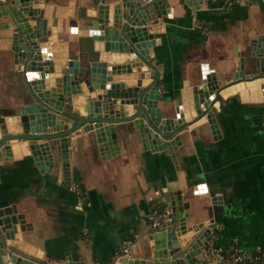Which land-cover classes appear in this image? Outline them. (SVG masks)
Segmentation results:
<instances>
[{
    "label": "crops",
    "instance_id": "1",
    "mask_svg": "<svg viewBox=\"0 0 264 264\" xmlns=\"http://www.w3.org/2000/svg\"><path fill=\"white\" fill-rule=\"evenodd\" d=\"M116 1L29 0L28 6L47 21L49 38L66 42L61 53L84 66L88 56L99 59L103 41L97 40L99 31L81 26L94 19L100 3L109 4L111 22ZM136 1L149 5L139 19L154 40L144 47L150 59L141 62L121 53L117 66H126L129 73L110 67L107 73L112 81L128 78L130 84L138 76L134 83L145 85L157 72L161 116L183 113L189 120L177 131L180 144L170 146L176 161L128 123L114 124L115 153L97 143L95 129L86 125L65 136L64 149L50 143L53 161L42 170L27 141L12 139L11 156L0 155V208L25 227L18 238L28 244L26 253L45 264H65L66 259L101 264L120 255L127 242L128 257L149 258L150 215L162 210L160 199L165 192L192 195L195 189L201 197L190 200L189 211H198L187 224L212 219L217 230L196 262H207L212 244L264 249V75L250 80L234 76L240 58L247 75L258 72L251 54L262 51L264 58V0H193L192 7L185 0H163L161 9L156 3L154 8L153 0ZM11 24L0 15V115H14L29 88L20 70L15 72ZM109 54L101 52L100 60ZM203 78L213 92L221 86L211 102L216 128L205 115L194 118L192 88ZM57 99L49 101L59 107L62 99ZM82 102L74 99L73 108L82 112ZM63 110L72 113V105L65 103Z\"/></svg>",
    "mask_w": 264,
    "mask_h": 264
},
{
    "label": "water",
    "instance_id": "2",
    "mask_svg": "<svg viewBox=\"0 0 264 264\" xmlns=\"http://www.w3.org/2000/svg\"><path fill=\"white\" fill-rule=\"evenodd\" d=\"M28 1H0V15L9 17L13 26L10 49L13 63L19 66L15 72L17 74L20 70L29 85L23 93L21 107L13 110L14 115H0V155L11 156L10 140L27 141L30 155L42 170L44 164L53 161L50 143L60 144L64 149L65 136L86 125L89 129H95L92 133L97 143H102L100 145L107 146L109 152L115 153L118 142L114 124L128 123L141 136L155 143L158 150L165 151L176 161L170 146L175 149L180 144L177 131L189 120L183 113H177L176 118L171 119L161 116L157 72L154 70L151 81L145 85L139 84V81L138 84L134 83L138 76L133 77L132 84L125 81L128 78L112 81L113 77L108 76V67L112 72L129 73L125 70L126 66H117L122 62L118 60L124 58L121 53L136 57L141 62L149 61V51L146 49L154 44V40L147 28L142 26L146 22L139 19L140 10L149 5L141 7V2L136 0H118L113 4V20L109 22V4H97L94 19L81 28L99 31L97 40L103 41L102 50L110 54L105 60H100L103 52L100 51L98 60H90L88 56V63L80 66L79 59L61 53L60 47H64L66 42L56 37L49 38L47 21L40 17L38 9L28 6ZM185 1L192 7L193 0ZM95 2L98 3V0ZM154 3L161 9L163 0H153L152 5ZM161 13L165 14V10L162 9ZM31 22H35V26H31ZM54 33L51 31V34ZM261 52L251 54L258 72L245 74V59L240 58L235 79L250 80L264 75ZM54 64H58L59 68L55 69ZM206 81L203 78L201 84L192 88L194 118L205 115L210 125L216 128L212 113L215 108L211 102L221 86L219 84L213 92ZM55 96L57 103V98L62 99L59 107L49 101ZM77 98L83 100L82 112L73 108L74 99ZM65 103L72 105V113L64 112ZM200 197L195 189L192 195L181 194L180 190L165 192L159 204L169 208L170 220L161 228L152 227L149 230L148 238L153 242L149 258L118 255L113 264H206L196 262V256L202 250H207L210 233H217L212 225L214 221L210 219L206 223L187 224V218L195 216L198 211H189L190 200ZM24 231L25 227L16 217H10L8 209L0 208V264H8L6 257L11 264H45L26 253L28 244L18 238V233ZM65 264L84 262L66 259Z\"/></svg>",
    "mask_w": 264,
    "mask_h": 264
},
{
    "label": "built area",
    "instance_id": "3",
    "mask_svg": "<svg viewBox=\"0 0 264 264\" xmlns=\"http://www.w3.org/2000/svg\"><path fill=\"white\" fill-rule=\"evenodd\" d=\"M76 189V186L74 187ZM170 220V211L168 209H164L161 212L155 211L153 214L150 215V221L152 227L161 228L163 224L167 223ZM131 243L127 242L125 247H123L122 252L120 255L122 256H129V247ZM211 257L207 260L206 264H245L254 263V264H264V258H258V256H252L250 253L251 251H247L240 246H233L232 247V254L227 255L221 252L220 248H216L211 246L208 249ZM264 256V254L262 255ZM7 258L8 264H11L9 258ZM256 260V261H255ZM257 260H260L257 262ZM256 262V263H255Z\"/></svg>",
    "mask_w": 264,
    "mask_h": 264
},
{
    "label": "trees",
    "instance_id": "4",
    "mask_svg": "<svg viewBox=\"0 0 264 264\" xmlns=\"http://www.w3.org/2000/svg\"><path fill=\"white\" fill-rule=\"evenodd\" d=\"M160 208H158V210H161V211H163L164 209H163V206L162 205H160L159 206ZM161 211H158V212H161ZM212 246L213 247H216V248H220L219 246H217V245H215V244H212ZM209 249V248H208ZM221 249V252L222 253H224V254H227V255H231L232 254V250H231V248L229 249V248H220ZM251 254H252V256H258V258H264V256H262L263 254H264V249H262V248H260V249H258V250H255V251H251L250 252ZM113 258L112 259H109V260H106V262H104V263H101V264H113ZM256 261V260H255ZM260 260H257V262H259ZM256 263V262H255ZM245 264H254V263H248V262H246Z\"/></svg>",
    "mask_w": 264,
    "mask_h": 264
}]
</instances>
